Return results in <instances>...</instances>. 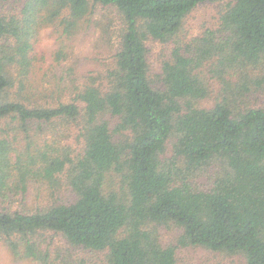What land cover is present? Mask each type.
<instances>
[{
	"label": "trees",
	"instance_id": "16d2710c",
	"mask_svg": "<svg viewBox=\"0 0 264 264\" xmlns=\"http://www.w3.org/2000/svg\"><path fill=\"white\" fill-rule=\"evenodd\" d=\"M213 1L28 0L23 21L0 13V38H16L13 53L0 47V123L15 131L0 138V203L36 182L72 190L34 211L0 204V241L15 255L24 243L40 260L32 236L52 232L101 252L103 264H180L176 250L189 245L264 264V107L227 98L199 105L210 89L197 72L215 59L224 90L264 89V0H229L217 31L189 55L175 47L158 85L149 74L146 39L173 40L195 7ZM96 6L114 8L124 23L110 87L84 83L70 101L28 98V77L16 83L9 65L28 73L35 28L62 17L73 29ZM229 74L240 77L236 92ZM69 122L80 149L60 142L58 126ZM36 123L51 124L52 135H31ZM112 174L121 176L117 191ZM161 226L182 231L177 244H162Z\"/></svg>",
	"mask_w": 264,
	"mask_h": 264
},
{
	"label": "rangeland",
	"instance_id": "374dc122",
	"mask_svg": "<svg viewBox=\"0 0 264 264\" xmlns=\"http://www.w3.org/2000/svg\"><path fill=\"white\" fill-rule=\"evenodd\" d=\"M28 0H0V13L6 19L16 18L23 21L27 15L24 6ZM229 0L204 2L195 7L184 19L182 28L177 37L169 42L148 37L149 74L153 83L158 85L163 78V63L172 58L175 47H180L182 53L189 55L195 51V46L207 36L209 30L217 31L220 27V18L227 9ZM62 17L49 24H39L32 39V48L29 50L31 64L26 75L21 74L18 63L9 65V72L16 83L25 76L29 79L26 96L38 103L57 101L62 98L70 101L75 97L77 87L84 83H95L102 89L110 87L111 75L116 66L114 54L119 48L124 23L119 13L112 7L96 6L93 14L84 18L77 27L67 30L61 21ZM22 23V22H21ZM16 46V38H0V47L13 53ZM215 59L204 62L197 72L204 77L210 94L206 99L200 100L199 105L210 106L215 101L227 98L232 104H238V99L246 101L254 106L264 107V89L251 86V91L243 95L236 92V84L240 83L239 75L232 77L226 75L232 81L236 94L233 91L224 90L225 85L219 79L216 72ZM252 72V69H249ZM23 75V76H22ZM243 80V78H242ZM233 95L238 96L236 98ZM241 97V98H240ZM237 106V105H235ZM114 128L115 120L105 116ZM8 122L0 123V138L8 137L13 140L14 133ZM69 124V125H67ZM60 125L62 144L70 149H80L77 142L79 133L76 123ZM52 125L36 123L31 127L30 134L49 133L52 135ZM9 131V132H7ZM119 134V133H117ZM17 136V135H16ZM121 138V134L118 135ZM117 136V137H118ZM61 137V136H60ZM168 149H171L169 143ZM170 154V152L168 153ZM109 187L117 191L121 186V176L112 174ZM41 182L32 183L25 194H12L7 196L2 206L19 209L21 207L34 211L38 207L48 203L62 202L72 195V190L65 182L57 189L45 188ZM181 230L177 227H160V240L162 244H177ZM15 237L16 240H18ZM32 242L37 245V250L43 256L40 260H34L25 254V244L20 246V255H15L5 241H0V264H103L105 258L98 251L76 247L69 244L64 237L52 232H43L38 236H32ZM180 264H246L242 254L230 255L225 252L213 251L203 246H178L176 250ZM48 255V257H47Z\"/></svg>",
	"mask_w": 264,
	"mask_h": 264
}]
</instances>
